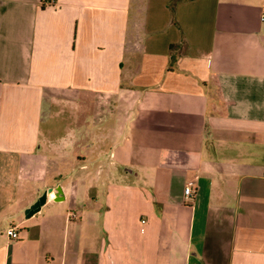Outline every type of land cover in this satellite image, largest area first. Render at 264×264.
I'll list each match as a JSON object with an SVG mask.
<instances>
[{
  "label": "crops",
  "instance_id": "1",
  "mask_svg": "<svg viewBox=\"0 0 264 264\" xmlns=\"http://www.w3.org/2000/svg\"><path fill=\"white\" fill-rule=\"evenodd\" d=\"M260 9L0 0V264H264Z\"/></svg>",
  "mask_w": 264,
  "mask_h": 264
},
{
  "label": "water",
  "instance_id": "2",
  "mask_svg": "<svg viewBox=\"0 0 264 264\" xmlns=\"http://www.w3.org/2000/svg\"><path fill=\"white\" fill-rule=\"evenodd\" d=\"M49 194H53L54 196V201H59L62 200L61 196V190L56 187L54 189L52 188H47L45 191L41 193V195L28 207L24 210L23 215L25 218H28L29 216L33 215L36 213L40 206H42Z\"/></svg>",
  "mask_w": 264,
  "mask_h": 264
},
{
  "label": "built area",
  "instance_id": "3",
  "mask_svg": "<svg viewBox=\"0 0 264 264\" xmlns=\"http://www.w3.org/2000/svg\"><path fill=\"white\" fill-rule=\"evenodd\" d=\"M42 2L44 4L50 5V4L55 3V0H42ZM258 19H259V21H264V9H260ZM192 185H193V183L191 182V180H189V182H187V184L184 186V188L182 190L184 198L192 199L193 194H194V192L192 190ZM5 235L11 239L17 238V235H16V233L12 227H9L5 230Z\"/></svg>",
  "mask_w": 264,
  "mask_h": 264
},
{
  "label": "rangeland",
  "instance_id": "4",
  "mask_svg": "<svg viewBox=\"0 0 264 264\" xmlns=\"http://www.w3.org/2000/svg\"><path fill=\"white\" fill-rule=\"evenodd\" d=\"M70 109H74V105H72L71 107H70ZM53 119H54V117H52ZM55 120V119H54ZM48 121H49V119H48ZM58 125H60V126H63L61 123H59L58 122Z\"/></svg>",
  "mask_w": 264,
  "mask_h": 264
}]
</instances>
